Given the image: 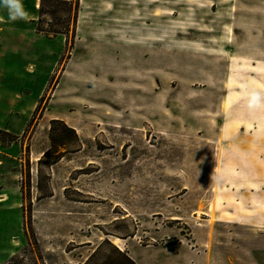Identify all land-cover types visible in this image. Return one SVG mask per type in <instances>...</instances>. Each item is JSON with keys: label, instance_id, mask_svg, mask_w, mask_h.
Listing matches in <instances>:
<instances>
[{"label": "rangeland", "instance_id": "374dc122", "mask_svg": "<svg viewBox=\"0 0 264 264\" xmlns=\"http://www.w3.org/2000/svg\"><path fill=\"white\" fill-rule=\"evenodd\" d=\"M39 2L3 32L0 264H264V0H79L68 38Z\"/></svg>", "mask_w": 264, "mask_h": 264}, {"label": "trees", "instance_id": "16d2710c", "mask_svg": "<svg viewBox=\"0 0 264 264\" xmlns=\"http://www.w3.org/2000/svg\"><path fill=\"white\" fill-rule=\"evenodd\" d=\"M78 11L79 0H40L35 31L47 37H56L59 35L66 36L67 38L72 37L75 33ZM51 125L50 140L52 149L65 148L66 144L64 141L67 139V133L77 138L75 131L62 121L53 120ZM56 125H61V132H58ZM16 139H18L17 136L0 129V142L2 144L5 142L12 143Z\"/></svg>", "mask_w": 264, "mask_h": 264}, {"label": "crops", "instance_id": "0c3cea01", "mask_svg": "<svg viewBox=\"0 0 264 264\" xmlns=\"http://www.w3.org/2000/svg\"><path fill=\"white\" fill-rule=\"evenodd\" d=\"M36 7H37V4H36ZM36 7H35V11L34 13L36 14ZM37 15H38V10H37ZM34 17L33 16H30L29 14L27 15V17L23 20H15V21H10L8 18H7V14L5 11L3 10H0V49L2 48V45H3V32H4V27H15V24L18 23L20 25H22L23 27L26 26L25 22L27 23L29 20L33 19ZM34 31H35V28H34ZM4 48H2V50L0 51V59L2 58V54H4ZM31 67V66H30ZM29 67V68H30ZM3 68L2 66L0 65V78H3ZM18 95V94H17ZM14 102V101H13ZM12 105H14L12 103ZM11 105V106H12ZM15 107V106H14ZM9 109H1L0 108V126H5L7 125L6 124V121L8 122L9 120V124L8 125H12V118H14L13 116H11L9 113H6L8 112ZM8 114V115H7ZM7 130V129H6ZM0 191H5L4 189H1ZM9 196V195H8ZM4 194H1L0 193V198H3L2 200H0V204H4ZM18 201V199H16ZM2 250V252L0 253L1 254H5L4 253V250H5V246L2 245L0 247V251ZM13 253L12 251H9L7 253V257L11 256Z\"/></svg>", "mask_w": 264, "mask_h": 264}, {"label": "clouds", "instance_id": "9594fccd", "mask_svg": "<svg viewBox=\"0 0 264 264\" xmlns=\"http://www.w3.org/2000/svg\"><path fill=\"white\" fill-rule=\"evenodd\" d=\"M0 10H3L7 14V18L10 21L23 20L27 17L28 13L24 8L22 0H0ZM34 69V65L32 66ZM259 103V97L257 94H253L248 102V106L251 108Z\"/></svg>", "mask_w": 264, "mask_h": 264}, {"label": "bare ground", "instance_id": "6f19581e", "mask_svg": "<svg viewBox=\"0 0 264 264\" xmlns=\"http://www.w3.org/2000/svg\"><path fill=\"white\" fill-rule=\"evenodd\" d=\"M115 240H114V244H116L118 241H120V239L119 238H114Z\"/></svg>", "mask_w": 264, "mask_h": 264}]
</instances>
